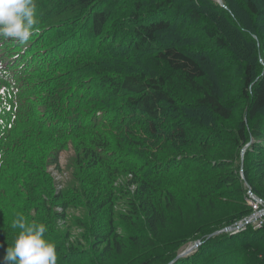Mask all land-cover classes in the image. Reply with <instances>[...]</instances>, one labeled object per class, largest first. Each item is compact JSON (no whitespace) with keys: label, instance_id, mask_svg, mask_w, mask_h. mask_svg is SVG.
I'll list each match as a JSON object with an SVG mask.
<instances>
[{"label":"trees","instance_id":"1","mask_svg":"<svg viewBox=\"0 0 264 264\" xmlns=\"http://www.w3.org/2000/svg\"><path fill=\"white\" fill-rule=\"evenodd\" d=\"M194 1L157 0L150 6L139 0L127 3L122 8L123 19L116 30L113 29L117 25L116 4L113 1L36 2L43 31L40 36L32 38V46L27 48L26 53L43 66L35 68L27 82L17 83L20 91L12 99L11 109H0V183L11 181L13 186L17 185L16 191L9 196L14 197L16 192L21 197L25 194L29 203L34 202V210L42 213L41 206H46V213L35 220H32L31 210L25 209L28 203L24 204V210H20L34 223L46 225V237H49L53 224L60 217L42 195L46 187L52 188L51 180L47 171L28 168L21 161L12 166L9 160V167L6 168L3 159L13 149L19 152L20 157L31 153L29 147H34L36 150L31 156L34 165L48 166L49 159L50 163L54 158L57 161L62 149L72 143L76 167L72 179L79 182L74 187L77 191L80 189L79 195L76 191L75 194L87 203L90 213L95 208L113 206L115 201L128 195L130 180L119 186L117 181L118 175L130 174L133 183L140 185L137 190L141 198L148 194L140 204L145 205L144 218L148 226L146 222L145 225L150 232L146 240L149 244L154 242L152 237L159 238L163 230L171 229L166 212L174 206L175 197L169 190L185 181V176L178 173L183 164L191 165L189 175H192L196 164L194 175L202 172L208 176L205 179L196 176L194 182L198 187H208L199 191L203 197L194 205L201 213L215 208L220 189L237 183L235 165L239 159L236 152L238 154L241 147L242 156L243 144L248 137H264V118L261 116L264 113V71L259 73L254 65L245 68L241 95L248 103L247 121L240 120L236 132H226L219 123L232 117L235 100H224L218 93L216 82L206 75L201 64L205 56L198 55V51L184 49L186 32L182 21L177 19L187 17L219 48L233 45L235 41L233 34L225 31L224 24L206 18L204 7ZM224 1L226 8L214 3L215 9L227 11L233 18L232 21L228 18L229 23L237 31L240 28L244 37L254 42L255 54L261 49L264 55V0ZM169 28L175 32L171 30L167 33ZM48 54L47 62L45 57ZM260 59V62L264 61L263 57ZM11 83L16 81L11 80L7 86ZM190 92L196 94L194 103L197 106L215 116L221 135L225 133L232 138L225 142L221 137L213 140L209 136L195 142L193 137L190 143L194 150L183 156L176 154V150L172 151L171 138L176 135L185 140L187 136V124L179 121L184 116L177 108L180 102L188 101L186 97ZM8 119L11 123L7 122ZM172 119L176 123L170 124ZM167 128L171 129L170 133ZM130 130L139 132L138 139L128 134L134 142L123 145L120 135ZM162 131L165 135L159 137L155 144L148 142V135L163 134ZM47 144L51 146L44 147ZM165 150L168 153L165 154ZM248 154L251 158L248 166L254 171L250 174L244 168L250 192L255 183L264 186V145L255 144ZM189 156L191 159L187 160ZM56 169H60L58 164ZM30 171L35 176H31ZM24 189L35 196H28ZM159 191L167 194L166 205L164 201L156 202ZM67 200L68 196H58L54 204L66 211ZM132 205L137 207L135 202ZM249 210L252 211L251 208ZM246 213L233 215L231 224H210L200 235L211 240L220 234H237L243 226L251 223L244 224L238 231H223L216 235L214 232L237 226ZM100 231L96 230V233ZM57 232L61 231L57 229ZM123 241L126 243L119 242L115 233L107 240L102 257L122 253L127 244L143 246V242L134 236ZM213 244L210 246L211 253L216 256L211 264H235L237 258L229 250L233 245L229 237L217 242V246ZM249 244L245 242L246 246ZM203 254L205 251L200 255ZM206 257L203 255L202 259ZM188 262L184 259L176 264ZM263 263L264 258L260 261V264Z\"/></svg>","mask_w":264,"mask_h":264},{"label":"rangeland","instance_id":"2","mask_svg":"<svg viewBox=\"0 0 264 264\" xmlns=\"http://www.w3.org/2000/svg\"><path fill=\"white\" fill-rule=\"evenodd\" d=\"M107 1H113V3L116 4L115 19L117 25L113 27V29L116 30L120 27L121 20L123 19L121 11L124 5H127V3L133 4V2L137 0ZM139 1L150 6L153 1L157 0ZM181 1L183 2V0ZM175 2L178 4V1ZM194 2L204 7L206 18L213 19L216 23L224 24L225 31L228 32V34H233L234 37L233 41H235V43L233 45L227 44L219 48L212 39L201 31V29L192 25V22L187 17L184 19H177L178 22L182 21L183 30L186 32L183 39L184 49H190L192 52L198 51V55H204L205 57L201 64H203L206 75L216 82L218 93L224 100H235L232 117L228 120H221L219 126L221 125L224 127L226 132H236L239 128L238 122L243 119L247 121L248 113L246 111L248 103L243 95H241L244 83L242 74L245 68L250 65H254L256 70L259 69V73L264 71V61L260 62V60H262L260 58H264L263 51L258 49L259 51L255 54L253 47L254 42L246 39L242 34L243 31L240 32V28L239 31H237L235 27L229 23L228 18L232 21V16L227 11L215 9L214 3H218L222 6L218 0H195ZM171 30L175 32L174 29L169 28L167 33ZM49 57L50 54L45 57L47 62L49 61ZM196 97L194 92H190L186 97L188 101L180 102L177 108L181 115L184 116V118L179 121L185 122L188 128L185 140L176 137V135H173L171 138V149L172 151L176 150V154L178 155L187 156L194 150L193 144L190 143L193 137L195 142L200 139L204 140L209 136L213 138V140L221 137L225 142H229L232 138L225 133L221 135L222 132L220 128L218 129L215 124V116L210 115L204 108L197 106L194 103ZM176 98L178 101V97ZM261 116L264 118V113ZM172 123H176L175 119L170 121V124ZM167 129L170 133L171 129ZM138 133L137 130L133 132L132 130L124 132L120 135V142L123 145L132 144L134 141L130 140L128 134L138 139ZM164 135L165 132H163V134L157 132L155 135H148V142L155 144L158 138ZM0 144H2L1 139ZM255 144L264 145V137L257 138L254 135L251 139L248 137L247 142L243 144L244 147L242 148H246V152L241 156V147L238 154L236 152V158L239 159L235 165V170H237L236 173L238 175V181H236L238 184L236 183L237 185H229L220 189L217 193L219 198L215 208L209 209L203 213L195 209L194 205L203 197V195L200 196L199 191L208 187L207 185L198 187L194 182L196 176L201 179H205L208 176L202 172H198L195 176L196 164L193 166L192 175H189L191 165L183 164V167L178 173H182L183 176H185V181L169 190L175 197L174 202H172L175 203L174 206H170L173 210L168 208L169 210L166 212V214L168 213L169 215L171 229L166 232L163 230L160 234L162 237H152L151 239L154 241L152 244H149L146 240L150 237V232H148V225L144 218L145 205L140 204L142 199H145L148 194H145L144 198H141V194L137 190L140 185L133 183L130 174L125 176L122 174L118 175L119 180L117 181V185L119 186L120 183L126 184L130 180L131 183L129 184L130 189L128 195L115 201L113 206L106 205L101 208H95L90 213L87 203H83L77 196L80 193V189L77 191V188L74 187L75 184L79 185V182H74L72 179V174H74L76 168L73 159V156H75V148L72 143H69L64 147L65 149H62L57 159V164L60 166V169H56L57 161L55 158L52 160V163H50L49 159L48 166L34 165L35 162L31 159V156L34 154L33 152L36 150L33 149L34 147H29L31 153L22 154L20 157H18L19 152L14 149L11 150L3 159V163L6 168H8L9 160H11L10 165L12 166H16V163L21 161L23 165L28 168L30 167L45 173L47 171L52 183V188L46 187L42 195L46 196H44V198L49 201L48 206H52V209L57 212L60 217L56 219L52 227L53 229L50 230L51 233L48 235L49 237L46 238L55 243L56 249H58L57 264H176L184 259L189 260L188 264H211V261L216 256L211 253V244L214 243L213 245L217 246L218 244L216 243L222 241L226 236L229 237L230 241H233V245L229 250H231L233 255L237 258L235 264H260L261 259L264 258V216L259 218L254 217V219H256L255 222L252 218L251 222H254L253 224L251 223L243 226V229L241 228L242 231L231 236L220 234L212 237L211 240H206L204 238L206 237L205 235H200L202 231L205 232L209 228L210 224H231L233 215L236 216L240 212L247 211V213L240 218L242 220L239 219V223H243L244 225L245 222L243 221H245L246 217L249 218L254 214H259L258 212L264 209V202L258 203V201L251 198L252 196L248 190L249 186L246 182L247 179L245 178V170L249 171L250 174L254 172L251 167L248 166L247 162L251 159L248 153L252 151ZM49 146H51V144H47L44 147ZM233 147L235 146L233 145ZM55 151L58 152V149ZM166 153H168L167 150H165V154ZM189 159H191L190 156L187 160ZM45 161L48 160L45 159ZM243 161L245 162L243 163ZM30 174L31 176H35L32 171H30ZM217 182L215 184H217ZM0 186L3 187V190L0 191V258H2L5 255L6 248L12 246L18 235L19 229L13 228L12 222L17 214H22L20 210H24V204L28 203L27 205L30 206V208H28L26 205L25 209L31 210V216H34L32 220L37 219L40 214L44 215L46 213L44 210L46 206H41V213L32 208L34 202L29 203L27 200L28 197H26L25 194L21 197L20 193L16 192L14 197L9 196V193H14L17 189V185L13 186V182L11 181L0 183ZM26 189L23 191H26ZM252 191L264 199L263 185L255 183ZM26 193L28 196L30 194L35 196L33 193L29 194V191H26ZM159 193L161 192L159 191ZM159 193L157 199L154 197L156 202L164 201L163 204L166 205L167 194L161 193V195H163L161 196ZM62 195L65 197L68 196L67 202H69V204L66 207L68 208L66 211L61 209L59 205L56 206L54 204L56 197ZM118 197H120V195H118ZM133 202L136 203L137 207L132 205ZM254 204L258 206L257 209ZM250 208L252 211L249 210ZM27 220L29 222H34L30 220L28 216ZM57 229L61 232L55 233ZM96 230L101 231L96 233ZM115 233L118 234L119 242H124L123 240L134 236L143 242V246L135 247V244H127L131 246L126 245L122 253L117 255L115 252L111 256L102 257L101 253L104 252L105 246L108 244L107 240L113 238ZM104 237L108 238L104 239ZM197 241H203V244L195 246ZM245 242H250V244L246 246ZM203 251H205L203 255L207 256L204 259H202L203 255H200ZM186 252H188V254H186Z\"/></svg>","mask_w":264,"mask_h":264},{"label":"clouds","instance_id":"3","mask_svg":"<svg viewBox=\"0 0 264 264\" xmlns=\"http://www.w3.org/2000/svg\"><path fill=\"white\" fill-rule=\"evenodd\" d=\"M36 0H0V38L29 42L39 33ZM12 227L19 229L0 264H57L55 243L45 236V224L29 222L17 214Z\"/></svg>","mask_w":264,"mask_h":264},{"label":"water","instance_id":"4","mask_svg":"<svg viewBox=\"0 0 264 264\" xmlns=\"http://www.w3.org/2000/svg\"><path fill=\"white\" fill-rule=\"evenodd\" d=\"M218 1L220 2V4H221L223 7H225V8L227 7L223 0H218ZM245 150H246V148L242 150V154L245 152ZM250 194H251V196H252L253 199L255 198V199L259 200V201L262 203V199L259 198V197H258L253 191H250ZM261 214H264V209L261 211ZM250 221H251V219H250V217H249V218H247V219L245 220V223H246V224H247V223H250ZM241 226H243V223H239L237 226H228V227L223 228V230H220V231H216V232H214V234L216 235V234H219V233H221V232H223V231H238L239 228H240ZM201 244H202L201 241H197V242L195 243V246H197V245L200 246ZM195 246H194V247H195ZM194 247H193V248H194ZM186 254H188V252H186Z\"/></svg>","mask_w":264,"mask_h":264},{"label":"bare ground","instance_id":"5","mask_svg":"<svg viewBox=\"0 0 264 264\" xmlns=\"http://www.w3.org/2000/svg\"><path fill=\"white\" fill-rule=\"evenodd\" d=\"M262 210H263V209H262ZM262 210H260V211L258 212L259 214H254V215H252V216L250 217L251 221H252V218L254 219V217H255V218H259V217H261V216H264V214H261V211H262ZM255 220H256V219H254V222H255Z\"/></svg>","mask_w":264,"mask_h":264},{"label":"built area","instance_id":"6","mask_svg":"<svg viewBox=\"0 0 264 264\" xmlns=\"http://www.w3.org/2000/svg\"><path fill=\"white\" fill-rule=\"evenodd\" d=\"M264 264V263H263Z\"/></svg>","mask_w":264,"mask_h":264}]
</instances>
